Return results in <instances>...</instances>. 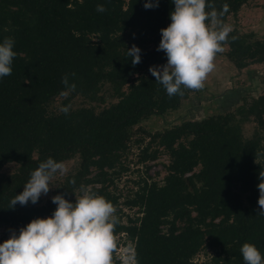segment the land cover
<instances>
[{
    "label": "trees",
    "instance_id": "trees-1",
    "mask_svg": "<svg viewBox=\"0 0 264 264\" xmlns=\"http://www.w3.org/2000/svg\"><path fill=\"white\" fill-rule=\"evenodd\" d=\"M248 1L212 0V6L220 10L227 5L221 18L226 24ZM98 3L104 4V12H97ZM173 8L171 0H159L157 7L150 8L144 7V0H0V41L13 38L17 53L12 73L0 78V171L8 162L19 164L12 175H0V227L9 222L22 227L56 207L49 199L45 204L38 200L9 208L11 198L23 190L41 161L52 157L61 162L80 154L82 175L93 163L113 167L114 160L108 157L126 146L130 128L151 115L178 109L197 90L184 88L183 94L169 96L146 72L150 63L167 60L166 55L157 57L161 51L157 45ZM133 28L156 43V48L141 51L134 66L126 55L123 33ZM249 38L232 29L222 42L229 50L217 54L224 53L240 70L263 62L264 40ZM65 76L68 85L62 82ZM101 82L111 83L119 99L100 112L82 107L45 113L43 104L69 89L95 98ZM72 84L74 88L69 87ZM125 85L127 91L122 90ZM249 98L262 106L253 114L264 120V93L243 95L236 108ZM234 116L227 108L183 119L149 135L168 150V173L162 184L143 178L135 191L131 203L141 206V217L127 224L118 218L114 264H123L116 256L117 235L122 232L134 240L132 264H203L193 258L206 237L211 246L227 253L223 264H245L240 252L244 242L254 243L264 256V215L258 213L257 203L258 173L264 162L259 160L258 138H244L232 124ZM74 188L62 186L55 194L67 198ZM101 195L110 196L112 203L119 197ZM170 214L173 219L164 231ZM178 219L185 221L181 229Z\"/></svg>",
    "mask_w": 264,
    "mask_h": 264
},
{
    "label": "clouds",
    "instance_id": "clouds-1",
    "mask_svg": "<svg viewBox=\"0 0 264 264\" xmlns=\"http://www.w3.org/2000/svg\"><path fill=\"white\" fill-rule=\"evenodd\" d=\"M171 2L174 8L169 12L170 23L160 29L157 45V50L166 54V63L149 66L169 96L183 94L184 88L204 86L207 75L215 67L214 58L224 50L222 42L232 30L221 19L228 10L227 5L217 10L212 0ZM158 5L159 0H144L145 8ZM96 10L106 9L98 3ZM14 43L11 37L0 41V78L12 73L13 58L17 55ZM126 55L134 66L141 60V49L133 44L127 47ZM62 82L68 85L67 76ZM62 110L67 112L68 107ZM65 170V165L52 157L41 161L30 173L23 190L11 198L9 208L17 203H36L55 186L51 184L54 174ZM258 175V213L264 215V169ZM51 200L56 207L50 215L32 218L18 232L13 229L8 238L0 241V264H114L112 254L117 246L114 229L118 218L113 203L87 188H83L82 195H75V200L62 193L53 195ZM240 252L245 264H264V256L254 243L244 242ZM123 264H129L128 257Z\"/></svg>",
    "mask_w": 264,
    "mask_h": 264
},
{
    "label": "rangeland",
    "instance_id": "rangeland-1",
    "mask_svg": "<svg viewBox=\"0 0 264 264\" xmlns=\"http://www.w3.org/2000/svg\"><path fill=\"white\" fill-rule=\"evenodd\" d=\"M252 8L256 9L252 10ZM249 11H251V14ZM250 16H252L254 22L251 21ZM226 25H230L231 29H238L241 33L250 35L249 40H264L263 19L262 15L258 13V0H249L237 14H231L228 21H226ZM123 33L125 46L131 47L136 44L141 51L156 48V43L149 40V35H143L138 28L129 29ZM93 38L94 40L97 39L95 36ZM223 49L222 52H227L229 46L224 45ZM162 55H166L163 50L157 54V57L159 58ZM164 63H166V60L159 63H150L146 68L147 74L151 73L149 71L150 65L157 66ZM214 64V69L204 81V87L190 93L188 98L182 100L179 108H189L191 105L192 110L189 111L194 112L195 117L199 118L206 114L225 112L227 108L232 110L235 112L232 124L239 128L241 135L244 138L255 136L258 138L259 160L264 162V120L258 121L253 114V111L262 106H258L257 103L249 98L245 104H241L238 109L236 108L238 104L242 103L241 98L243 95L259 96L264 93V62H258L256 65H251L254 64L251 63L249 64L250 67L248 65L246 66L248 68L245 67V71H242V69H237L233 62L222 53L216 54ZM228 70H230L228 75L232 78L231 83L228 82L230 81L229 79L226 80L230 89L223 91L224 86L220 81L222 80L223 72ZM216 82L220 83L219 87L213 88L212 86ZM128 89V85L122 87V90L127 91ZM96 91V97L91 98L83 93L73 94V90L69 89L64 91L67 92V95H63L62 93L64 92H62L44 103L43 108L48 115L59 114L65 106V101L69 100V109L87 107L95 112H100L119 99L118 91L109 82L98 84ZM185 112L182 110H170L163 116L151 115L133 128H130L132 136L126 146L108 157L110 161L114 160L113 167L106 165L101 168L93 163L89 166L88 171L82 175V156L80 154H75L62 160L61 162L65 165L66 170L63 173L58 171L54 174L51 184L55 186L51 187L46 195H41L39 203L45 204L55 194L56 190L62 186H75L67 197L70 200H75V195H82L83 188H87L99 195L109 192V194L119 196L117 201L113 203L116 208L115 214L117 218H120L126 224L135 222L142 216L141 206L131 203L136 198L135 191L143 184V178L162 184L164 177L168 173L167 167L171 160L168 150L163 147L159 139H151L149 135L186 119L188 116ZM199 168L200 166L195 170L197 171ZM18 169L19 164L17 162H8L1 169L0 175L10 176L17 172ZM107 200L111 201V197L108 196ZM193 213L195 214V212ZM172 219V214L166 218V223L163 225L164 231L168 230ZM219 220L221 219L218 218L215 222L218 223ZM184 225V220H177V227L181 229ZM20 227V225L12 222L2 225L0 227V241L8 238L11 230L14 229L18 232ZM203 228L206 229V227ZM117 239L119 241L116 251L117 258L123 262L124 258L128 257L129 264H132L134 240L124 232L118 234ZM205 240L193 260L203 264L225 263L227 253H223L224 250L220 247L211 246L207 237Z\"/></svg>",
    "mask_w": 264,
    "mask_h": 264
},
{
    "label": "crops",
    "instance_id": "crops-1",
    "mask_svg": "<svg viewBox=\"0 0 264 264\" xmlns=\"http://www.w3.org/2000/svg\"><path fill=\"white\" fill-rule=\"evenodd\" d=\"M243 7V6H242ZM241 7V8H242ZM254 9H256V8H252V10H254ZM249 13L251 14V11H249ZM258 13H260L261 15H262V19H263V26H264V0H258ZM250 19H251V21L252 22H254V20L252 19V16H250ZM264 62V61H263ZM256 64H258V63H254V64H251V65H256ZM233 65V64H232ZM234 66V65H233ZM230 67V66H229ZM235 67V66H234ZM248 67H250V65L248 66ZM248 67H246V68H248ZM231 68V67H230ZM237 68V67H236ZM238 69V68H237ZM242 71H245V68L244 69H242ZM228 73H230V70H228L227 72H223V76H222V80L220 81V83L224 86V88H223V91L224 90H226V89H230L229 87V85H227V79H229L230 81H228V82H230L231 83V80H232V78L228 75ZM225 74H227V75H225ZM219 82H216L215 84H213V88H217V87H219V84H220ZM204 87V86H203ZM201 89V88H200ZM224 93V92H223ZM254 95H257V94H254ZM176 110H182L183 112L184 111H186L185 112V114L188 116L186 119H196L197 117H195L194 116V112H190L189 110H192V106L190 105V107L189 108H178V109H176ZM188 111V112H187ZM194 111V110H193ZM190 115H189V114ZM190 116V117H189ZM177 123H179V122H177Z\"/></svg>",
    "mask_w": 264,
    "mask_h": 264
}]
</instances>
